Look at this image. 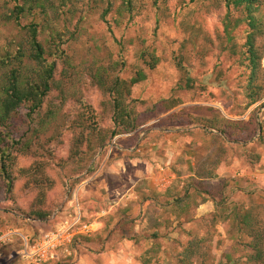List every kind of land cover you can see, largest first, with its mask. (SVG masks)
Masks as SVG:
<instances>
[{"label":"rangeland","instance_id":"obj_1","mask_svg":"<svg viewBox=\"0 0 264 264\" xmlns=\"http://www.w3.org/2000/svg\"><path fill=\"white\" fill-rule=\"evenodd\" d=\"M114 2L117 7L121 0ZM20 3L26 6L22 25L38 23V39L45 48L55 52L59 43L60 49H65L76 71V83H86V75L92 69L115 62L118 65L114 73L119 77L130 80L143 70L147 78L131 89L133 99L145 101L136 106L143 124L130 132L131 135L123 133L114 137L104 152H101L104 147L83 142L75 162L71 157L76 150L79 131L84 133L88 124L86 134L92 136L89 120L88 123L78 120L81 127L67 129L60 140L51 142L54 124H50L40 138L38 135L30 138L36 122L27 116L28 111L22 109L11 119L20 127L14 129L15 138H22L23 143L29 140L33 146L23 154L18 151L19 165H43L52 181L49 201L63 191V178L66 183L80 181L71 189L70 200L56 209L53 220L49 221L29 220L20 212L21 209L29 211L36 202L39 189L28 183L32 176L17 182V202L0 189V264H29L23 252L22 235L31 234L28 237L36 239L54 229L63 217L73 214L74 200H78L76 204L89 222L102 214L99 221L106 223V227L102 224L95 235H87L89 239L83 242L74 240L69 249H58L53 259L41 264H142L144 258L151 259L149 264L157 261L179 264L180 252L193 239H203L196 245L203 253L196 255L190 264H251L248 244L253 237L248 231L239 230L232 220L235 211L253 210L257 217L255 229L264 234V97L247 107L248 99L242 90L245 79L252 72L250 59L245 55V44L251 32L247 12L232 5L228 8L215 0H159L156 4L153 0H144L138 7V14L129 17L127 13L118 15L112 10L105 22L101 13L107 5L106 0H67L66 3L63 0H28ZM15 6V0H0V54L15 52L17 43L27 38L14 20ZM254 13L264 16V2L260 13ZM225 32L233 37V47ZM57 33L64 34L63 38L54 36ZM254 47L261 56L257 59L255 82L264 84V32L255 34ZM143 52L158 57L155 68L151 69L146 63L145 59L150 57L143 58ZM29 63L25 61L26 65ZM63 67L61 64L60 69ZM11 68L9 66L7 71ZM88 98L98 111H101V103L107 101L98 92ZM163 99L177 104L167 111L158 110L152 118H144L145 107ZM49 101L54 105L62 104L58 90H53ZM74 105L75 100L68 98L60 115ZM81 112L85 111L80 108L74 119H81ZM219 113L226 121L238 124L217 123L226 134L218 129L204 134L201 118L219 116ZM190 114L194 116V123L188 120ZM96 121L104 128L112 125L107 118H96ZM137 133L139 137L148 134L145 149L152 143L162 144L153 154L158 163L166 157V144H176L175 159L181 165L177 174L181 178L174 180L171 187L181 193L189 173L197 171L198 176L202 173L204 177L205 169L212 168L213 162L219 159L218 168L225 171L213 179L203 178L211 191L208 196L214 198L213 194H218L217 200L226 199L228 203L225 212L217 210L221 215L218 221L214 223L211 219L216 211L215 202L202 206L198 211L201 216L194 221L187 222L191 213L181 221H168L166 229L159 228L162 234L158 243L165 247L159 253H147L152 240L140 238V235L147 236L155 231L152 225L161 208L139 206L143 195L156 191L157 186L149 176L156 172L158 165L151 159L152 151L137 152ZM47 151L53 153L52 157H45ZM54 162L60 165L50 167ZM205 177L209 178L208 174ZM166 197L162 195L161 202L166 201ZM202 201V196H196L191 200V209ZM201 217L206 218L204 223ZM189 230L191 234L187 233ZM30 263L36 264L31 260Z\"/></svg>","mask_w":264,"mask_h":264},{"label":"trees","instance_id":"obj_2","mask_svg":"<svg viewBox=\"0 0 264 264\" xmlns=\"http://www.w3.org/2000/svg\"><path fill=\"white\" fill-rule=\"evenodd\" d=\"M15 1L16 6L13 17L18 27L26 32L27 38L25 42L21 41L17 43L15 52L12 53L6 51L7 53L0 54V189L5 190L8 196H10L14 202H17L15 195L17 182L22 178L32 176V178H29L28 183L30 186H37L39 193L36 197V202L32 204L31 209L29 211L21 209L20 212H22L29 220L49 221L53 220L55 210L61 208L68 200H70L71 189L75 188L80 180H71L66 183V179L63 178V191L59 194V197L49 201L48 191L52 187V181L50 177L46 175L43 165L32 164L31 166L25 167L19 165V152H22L21 154H23L24 151L31 150L33 146L31 147L29 140L23 143L22 138H15L16 134L14 129L20 127L19 125L12 123L11 119L17 117L22 109H26L28 111L27 116L32 119L31 121H33V123L36 122V126H33L30 138L32 135L34 138L36 135L40 138L41 133H46L51 127L50 124H54V130L49 138V141L51 142H53L54 139L60 140L65 130L74 128L76 125L81 127L82 123L78 120H84L86 123H88L89 120V128L91 129L90 132L92 133V136L89 137L90 133L86 134L88 124L86 125L84 133L81 131H79L78 135L76 133V150L73 151L71 157V161L75 162L77 160L76 156L80 151V145L83 142H87L90 146H92V143L94 144V147L97 148L104 147L103 150H101V152H104L107 150L109 142H111L114 137L123 133L134 132L141 124H143V121L139 120L136 106L138 103L145 104V101L133 99L131 97V89L136 83L145 80L147 75L143 70H139L136 76L132 77L130 80L123 79L114 73L116 66L118 65V63L115 62L110 66L92 69L86 75L88 79L86 83H76V71L72 69L71 59L65 49H60V46L58 45L59 43L56 45L55 52L49 51L45 48L43 43L38 39V23L31 22L27 25H22L21 23V19L25 15L26 6L25 3L20 2H27L28 0ZM143 1L144 0H121L116 7L114 0H106L107 5L101 13V19L108 22L107 15L112 12V10H116L118 15L127 13L129 14V17L134 16L138 14V7H140ZM153 1L156 4L159 0ZM66 2L67 0H63V3ZM215 2L228 8L232 5L235 9H242L247 12L246 20L248 21L251 32L249 33L245 44V46H247L245 55L250 59L252 72L251 75L245 79L246 84H244L242 90L248 99L247 107H249L262 100L264 97V84L255 82L258 78L255 69L257 67V59H260L261 56L258 55V50L254 47L255 34L264 32V16L262 14H259V16L254 12L256 11L260 13L264 0H215ZM226 26L228 27V25ZM57 34L54 36L62 38L64 36V34ZM225 34L229 40L228 42L231 43L230 47H233L235 44L233 37L227 32H225ZM142 56L143 58L146 56L150 57L149 60H145L151 69L155 68L158 64V57L153 53L143 52ZM25 61H29L30 63L26 65ZM61 64H64L62 70L60 69ZM179 64L183 67L181 62H179ZM9 66H12V68L7 71ZM31 66L32 69H30ZM187 83H189V81ZM69 86L73 88L72 91L68 88ZM75 87H77V89H74ZM53 90L59 91V95H61L62 98V104L61 102L59 105L50 103L49 97ZM96 92L102 93L103 96L107 98L106 102L103 101L101 103V111L95 109L90 102L91 100L88 98L92 93ZM66 93L69 94L66 95ZM70 97L75 100L74 107L60 115V111L63 109L65 101ZM176 104V101L172 102L169 99H163L154 105L145 107L144 118H152L158 110L165 109V111H167L173 108ZM44 107H47V109L44 110ZM80 108L85 112L79 114L81 119H74V117L78 116ZM86 114L88 115L86 116ZM187 117L189 122L194 123V116L192 114H190V116L187 115ZM96 118H102V120L107 118L112 125L108 128H104L96 121ZM201 120H204V134L208 133L209 130L214 129H218L222 134H226L223 127L217 126V123L223 125L224 123H227L231 126L238 124V122L235 121H226L225 117L220 113L219 116L204 117V119L201 118ZM213 134L218 136V134ZM135 138H137V135ZM52 154L53 153L47 151L45 157H52ZM220 163L221 160L219 159L218 161L213 162L212 168H209L208 170L205 169L209 178L205 177L206 174L203 177L202 173H199V177H202L201 180L193 178V182L198 187L197 191L194 190L192 193L186 192L184 196H181L180 192H175L173 194L172 190H168L166 195L173 199L163 202L160 200V197L162 196L161 193L154 191L145 194V197L149 196L155 202L159 200L156 203L164 207V211L159 215H156L154 219L152 226L155 228V231L147 236L140 235V238L152 240L151 247L146 251L147 253L149 251L159 253L163 247L158 243V238L162 234L159 231V228L161 229L162 226L168 227V223L163 219L165 216L164 214L173 212L181 219L184 216L187 217V215L191 213V215L187 217V222H190L191 220L194 221L198 218L195 216L196 204L191 209V200L195 199L198 195L203 197L202 202L207 200L215 202L216 211L212 213L211 219L214 223L218 221L221 215L217 210L221 209L222 212H225L226 210L224 208L228 207V203L226 202V199H221L220 201L219 199L217 200L215 196L218 194L214 193V198L208 196L211 191L207 188L208 185L207 183H204L203 180L205 178L213 179L217 177L218 174L216 173V170ZM54 164L60 165L54 162L50 163V167ZM61 167L64 168L63 165H61ZM220 192L223 194L222 191ZM200 219L203 223L206 221V218L204 217H201ZM83 220L89 222L85 217H83ZM232 220L239 230L244 232L248 231L249 235L253 237L252 241L248 244V247L251 249L248 261L251 264H264V234L257 228L255 229L257 217L254 211H235ZM91 233L79 234L75 237V240L79 243L83 242L84 239H89L87 235L91 236ZM187 233L191 234L192 231L189 230ZM202 240L203 239H193L183 248L179 256V264H190L196 255L203 253L202 251L200 252L198 247H196V245L200 244ZM164 248L165 247H163V249ZM142 261V264H149L151 259L144 258ZM167 263L168 262L165 264ZM155 264H162V262L157 261Z\"/></svg>","mask_w":264,"mask_h":264},{"label":"crops","instance_id":"obj_3","mask_svg":"<svg viewBox=\"0 0 264 264\" xmlns=\"http://www.w3.org/2000/svg\"><path fill=\"white\" fill-rule=\"evenodd\" d=\"M131 133H130V135H131ZM147 135L148 134H146V135H140V137H139V135L137 133L138 144H137V149L136 150H137V152H142V153H147V152L152 151V157H151V159H152V161H154L155 163H157L158 167H157L156 172L155 173L152 172L151 175L153 173L154 174L152 176L150 175L149 178L152 179L153 180V183L157 186L156 189H155L156 192L161 193L162 195H166V192L168 190H172V193L173 194L175 192H180L179 190H175L173 187H171L172 182L174 180H177V179L181 178L177 174V172H178L179 168L181 167V165L178 163V160L175 159V157H176V149H177L176 144H172V146L170 144H166V147L165 148L163 147L164 150H165V156L166 157H164L163 160L158 163L156 161V159L153 157V154L160 147H162V144L152 143L150 145V148H146L145 149L144 145L146 144ZM158 159L160 160V158H158ZM223 172H225L223 168H218L216 170V173L219 174V175L220 174H223ZM185 178H186L185 179V182L183 183V185L181 187L182 188V193L180 192V195L181 196H184L186 194V192L192 193L194 190L197 191L198 187L193 182V178H197L199 180L202 179V177H199L198 176L197 171H194L192 173H189L187 175V177H185ZM104 184H106V183L104 182ZM104 193H106V192L104 191ZM172 199H173L172 197H168V198L166 197V200H172ZM157 201H159V200H157ZM156 202L151 197H149V196H146L145 197V195H143L141 197V199L139 200V206H141V208H142L144 206L147 207V206L155 205V206H158L159 208H161L160 213L163 212L164 211V207L162 205H160V204H157ZM211 202H214V201L207 200L205 202H200V203L196 204L195 216L196 217L197 216H201V215L198 214V211L200 210V208L202 206L209 205ZM172 203H173V201H172ZM145 210H147V209H145ZM101 215L102 214L99 213V216L96 218V220H93V221L91 220L90 221V223L92 225V229H93L91 235H95L97 233V231L101 228L102 224H103L104 227H106V223H102L101 221H99ZM202 215H204V214H202ZM158 219H160V218H158ZM163 219H165V221L167 223H168V221H175V220L177 221V219L181 221V219L178 218V216L175 213H173V212L166 213L165 214V217ZM104 227H102V228H104ZM166 228H167L166 226H162V229H166ZM27 230L29 231L30 229L27 228ZM29 235H31V234H27L26 233V234H23L22 236L24 238H26V239H30L31 237H28ZM76 252H77V250H76ZM27 262L29 264H31L29 259H28Z\"/></svg>","mask_w":264,"mask_h":264},{"label":"built area","instance_id":"obj_4","mask_svg":"<svg viewBox=\"0 0 264 264\" xmlns=\"http://www.w3.org/2000/svg\"><path fill=\"white\" fill-rule=\"evenodd\" d=\"M76 203L78 204V200L72 201L75 209L73 214L63 217L54 229L36 239L23 238L24 256L36 264L48 262L55 257L58 249H69L77 235L93 231L91 223L83 220L81 209Z\"/></svg>","mask_w":264,"mask_h":264}]
</instances>
